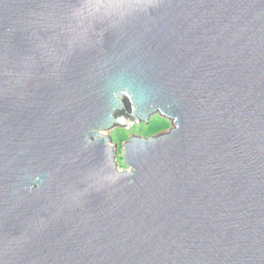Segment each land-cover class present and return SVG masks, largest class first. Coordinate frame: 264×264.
<instances>
[{"label":"water","instance_id":"95a60500","mask_svg":"<svg viewBox=\"0 0 264 264\" xmlns=\"http://www.w3.org/2000/svg\"><path fill=\"white\" fill-rule=\"evenodd\" d=\"M0 264H264V0H0Z\"/></svg>","mask_w":264,"mask_h":264},{"label":"rangeland","instance_id":"374dc122","mask_svg":"<svg viewBox=\"0 0 264 264\" xmlns=\"http://www.w3.org/2000/svg\"><path fill=\"white\" fill-rule=\"evenodd\" d=\"M173 128L172 121L163 119L159 116L151 118L148 125L137 123L129 130L116 128L111 133H108L112 139V146L116 148L118 154L117 162L121 171L126 170L123 160V144L130 141L133 137L149 138L160 134L168 133Z\"/></svg>","mask_w":264,"mask_h":264},{"label":"bare ground","instance_id":"6f19581e","mask_svg":"<svg viewBox=\"0 0 264 264\" xmlns=\"http://www.w3.org/2000/svg\"><path fill=\"white\" fill-rule=\"evenodd\" d=\"M108 133H103L104 136H107Z\"/></svg>","mask_w":264,"mask_h":264}]
</instances>
